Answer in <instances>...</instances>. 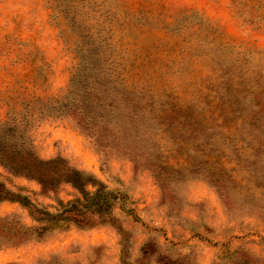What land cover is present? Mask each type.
Instances as JSON below:
<instances>
[{"label":"rangeland","instance_id":"obj_1","mask_svg":"<svg viewBox=\"0 0 264 264\" xmlns=\"http://www.w3.org/2000/svg\"><path fill=\"white\" fill-rule=\"evenodd\" d=\"M96 79L143 101L169 165L201 149L189 140L176 155L180 136H209L200 156L233 170L224 188L200 171L161 189L142 163L46 113L74 81L92 90ZM181 108L192 125L162 120ZM8 121L40 158H63L114 192L117 222L18 243L19 225L45 226L34 214H59L80 193L62 184L44 195L0 165V185L28 199L0 202V264H264V0H0V126Z\"/></svg>","mask_w":264,"mask_h":264},{"label":"trees","instance_id":"obj_2","mask_svg":"<svg viewBox=\"0 0 264 264\" xmlns=\"http://www.w3.org/2000/svg\"><path fill=\"white\" fill-rule=\"evenodd\" d=\"M92 85V90H88V84L79 86L74 81L72 90L53 99L47 106L46 113L55 117H72L82 133L95 138L101 148L115 149L129 157L135 169L142 163L146 170L152 172L161 189L166 183L178 180L180 175L186 172L196 174L200 171L209 177L214 187L224 188L233 170H228L221 159L212 161L200 156L203 155L202 150L213 146L212 139L209 136L207 138L204 132L199 134L191 131L187 138L180 136L177 140L179 150L176 155L181 156L183 150L186 154L190 146L186 142L189 140H193L194 146L197 141H201V149L197 151L196 156L184 161L185 167L169 165L162 158L156 134L146 125L145 121H148L150 114L141 113L139 109L143 101L136 99L134 102L127 93L119 95V92L115 91L116 86L112 87L111 91L109 84H104L99 79L94 80ZM119 88L126 90L124 86ZM157 119L158 117L154 116V120ZM162 120L176 123L179 127L194 123L189 111L182 108L163 114ZM177 120L184 124L181 125ZM0 165L13 175L37 181L44 195L56 193L62 184H68L80 193V198L71 202L64 204L60 201L63 211L59 214L47 213L40 218L34 214L37 221L47 223L45 226L31 228L19 225L18 237L14 238L18 243L41 239L46 232L56 229L63 230L73 226L89 229L117 222L113 211L118 196L114 192L106 191L107 187L94 174L71 166L63 158H40L26 132L11 121L0 126ZM2 201L24 205L28 199L0 185V202ZM1 221L6 222L7 219Z\"/></svg>","mask_w":264,"mask_h":264}]
</instances>
